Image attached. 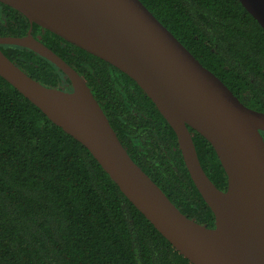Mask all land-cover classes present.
I'll list each match as a JSON object with an SVG mask.
<instances>
[{
	"label": "trees",
	"instance_id": "obj_1",
	"mask_svg": "<svg viewBox=\"0 0 264 264\" xmlns=\"http://www.w3.org/2000/svg\"><path fill=\"white\" fill-rule=\"evenodd\" d=\"M141 1L244 104L264 112V29L239 0ZM30 27L23 13L0 2V36H26ZM33 35L86 79L133 160L172 202L214 227L215 215L191 178L174 129L138 83L38 24ZM0 49L42 84L72 86L33 50ZM190 131L205 172L226 190L215 148ZM0 264L192 263L82 143L0 76Z\"/></svg>",
	"mask_w": 264,
	"mask_h": 264
},
{
	"label": "water",
	"instance_id": "obj_2",
	"mask_svg": "<svg viewBox=\"0 0 264 264\" xmlns=\"http://www.w3.org/2000/svg\"><path fill=\"white\" fill-rule=\"evenodd\" d=\"M264 29V0H239ZM30 21L0 44L33 50L61 69L72 90L49 87L0 49V76L82 143L124 195L192 264H264V112L237 95L141 0H0ZM41 27L132 77L174 129L187 169L215 215H185L133 160L86 79L33 35ZM190 127L215 148L228 186L205 172Z\"/></svg>",
	"mask_w": 264,
	"mask_h": 264
},
{
	"label": "flooded vegetation",
	"instance_id": "obj_3",
	"mask_svg": "<svg viewBox=\"0 0 264 264\" xmlns=\"http://www.w3.org/2000/svg\"><path fill=\"white\" fill-rule=\"evenodd\" d=\"M65 87V90H72V88H73V86H71V85H69V84H67L66 86H64Z\"/></svg>",
	"mask_w": 264,
	"mask_h": 264
}]
</instances>
